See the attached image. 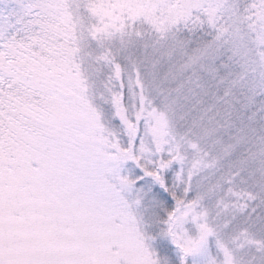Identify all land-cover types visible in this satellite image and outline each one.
<instances>
[{
	"label": "snow or ice",
	"instance_id": "obj_1",
	"mask_svg": "<svg viewBox=\"0 0 264 264\" xmlns=\"http://www.w3.org/2000/svg\"><path fill=\"white\" fill-rule=\"evenodd\" d=\"M0 264H264V0H0Z\"/></svg>",
	"mask_w": 264,
	"mask_h": 264
}]
</instances>
